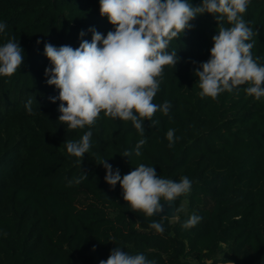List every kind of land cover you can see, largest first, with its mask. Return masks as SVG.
<instances>
[{"label":"trees","instance_id":"16d2710c","mask_svg":"<svg viewBox=\"0 0 264 264\" xmlns=\"http://www.w3.org/2000/svg\"><path fill=\"white\" fill-rule=\"evenodd\" d=\"M243 18L256 33L253 57L264 65V0H250ZM0 22V46L15 36L24 49L20 69L0 76V264H99L115 247L156 264H264V98L247 95V85L215 99L199 95L194 71L210 58L215 16L198 15L170 42L179 60L164 66L153 103L171 107L154 114L155 126L144 121V137L131 121L103 112L91 129L69 130L58 121L60 101L50 99L59 89L46 82L52 65L44 46L75 49L91 42L89 29L104 36L114 30L99 0H0ZM170 129L177 138L171 147ZM89 130L91 148L80 163L65 142ZM106 159L121 177L141 163L162 178L188 177L190 192L177 198L184 210L175 219L132 212L119 183L113 189L105 182L99 163ZM193 214L200 221L183 227ZM153 221L163 234L150 228Z\"/></svg>","mask_w":264,"mask_h":264},{"label":"clouds","instance_id":"9594fccd","mask_svg":"<svg viewBox=\"0 0 264 264\" xmlns=\"http://www.w3.org/2000/svg\"><path fill=\"white\" fill-rule=\"evenodd\" d=\"M250 0H202L193 7L189 0H99L100 15L106 17L114 30L104 36L95 29L91 42L82 40L79 47H55L45 44L44 54L52 67L45 69L47 84L59 89L60 101L58 121L69 130L91 129L101 112L106 117L131 121L134 128L144 137V121H151L150 127L158 121L152 117L157 111L168 115L171 104L153 103L160 90L164 66L175 68L179 58L168 48L173 39L191 27L190 21L205 13L216 17L217 35L212 37L210 58L194 71L198 77L199 95L215 99L219 94L247 85L246 94L257 101L264 98V65L257 63L252 48L256 35L243 16ZM225 21L231 27H225ZM6 24L0 22V33ZM84 32L80 36H84ZM251 41V42H249ZM39 44L40 41H37ZM24 49L15 36L0 46V76L11 77L22 66ZM32 101L26 105L32 113ZM91 130L86 131L78 141H66L67 153L82 159L91 148ZM167 139L171 147L175 130H168ZM146 143L142 138L135 147V155H141ZM132 153L125 151L123 157ZM106 171L105 182L113 189L119 183L123 200L132 212H143L152 217L164 211L162 201L169 205L178 197L190 192L191 181L181 177L179 182L157 176L153 166L141 163L134 170L121 177L119 169L113 170L106 160L100 163ZM87 174L69 181L79 184ZM186 203V202H185ZM184 207L175 211H182ZM165 217V216H164ZM200 217L193 214L183 225L195 226ZM150 228L163 234L164 227L153 221ZM99 264H156L144 254L131 255L119 247L112 249L107 260Z\"/></svg>","mask_w":264,"mask_h":264},{"label":"water","instance_id":"95a60500","mask_svg":"<svg viewBox=\"0 0 264 264\" xmlns=\"http://www.w3.org/2000/svg\"><path fill=\"white\" fill-rule=\"evenodd\" d=\"M164 206V211L162 213H157L156 215L161 217H168L170 219H175L177 217V199L169 205L168 202L162 201L161 202Z\"/></svg>","mask_w":264,"mask_h":264},{"label":"rangeland","instance_id":"374dc122","mask_svg":"<svg viewBox=\"0 0 264 264\" xmlns=\"http://www.w3.org/2000/svg\"><path fill=\"white\" fill-rule=\"evenodd\" d=\"M221 264H233V263H221Z\"/></svg>","mask_w":264,"mask_h":264},{"label":"crops","instance_id":"0c3cea01","mask_svg":"<svg viewBox=\"0 0 264 264\" xmlns=\"http://www.w3.org/2000/svg\"><path fill=\"white\" fill-rule=\"evenodd\" d=\"M234 264V263H233Z\"/></svg>","mask_w":264,"mask_h":264}]
</instances>
